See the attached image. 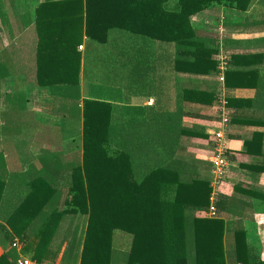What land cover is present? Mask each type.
Returning a JSON list of instances; mask_svg holds the SVG:
<instances>
[{
  "label": "crops",
  "instance_id": "obj_1",
  "mask_svg": "<svg viewBox=\"0 0 264 264\" xmlns=\"http://www.w3.org/2000/svg\"><path fill=\"white\" fill-rule=\"evenodd\" d=\"M86 5V0H0V156L9 180L2 211L9 212L27 192L29 181L40 175L53 178L59 192L68 194L70 167L82 163L85 100L111 104V144L137 153L138 182L156 165L177 159L191 169L196 165L200 177L211 182L210 162L205 159L212 147L208 131L216 125L214 106L225 97L234 101L226 132L229 166L216 202L187 219L219 218L230 231L241 222L248 246L264 261V0H251L242 12L215 4L191 18L196 33L216 43L214 59L218 70L220 62H226L224 76L228 71L257 73L252 86L242 88L234 81L228 88L226 80H219L220 71L213 77L175 71L173 43L120 29L109 30L104 44L88 38L81 24ZM62 51L73 66L79 64L80 99L72 100L68 110L59 102L61 92L55 96L39 85L44 56ZM95 85L107 91L94 90ZM188 89L214 90L217 100L212 106L185 101ZM167 125L173 130L167 131ZM194 127L205 137L180 133ZM163 141L168 142L164 161ZM184 173L183 179L191 178L192 173ZM78 220L82 225L84 219ZM4 227L8 228L1 217L0 256L10 247ZM128 235L123 256L133 242ZM225 239L230 250L232 233ZM59 242L55 239L51 249ZM14 243L19 256L35 261L38 235L24 244L17 238ZM45 262L52 260L37 263Z\"/></svg>",
  "mask_w": 264,
  "mask_h": 264
},
{
  "label": "trees",
  "instance_id": "obj_2",
  "mask_svg": "<svg viewBox=\"0 0 264 264\" xmlns=\"http://www.w3.org/2000/svg\"><path fill=\"white\" fill-rule=\"evenodd\" d=\"M170 1L86 0L82 29L85 26L87 37L101 44L107 42V33L111 29L173 43L175 71L194 76H216L219 70L214 56L218 47L213 40L196 33L191 18L215 4L246 11L251 0H176L172 6ZM44 63V68L39 67V85L49 87L55 96L61 92L64 97L59 102L65 108L74 99L78 102L79 64L73 66L66 51L59 56L47 53ZM253 78L258 79L254 71H228L225 74L228 88L234 86L232 81L240 88L252 86L250 80ZM184 99L212 106L217 94L214 90L188 89L184 91ZM227 104L230 108L234 101L229 100ZM76 106L78 108V103ZM111 117L110 103L83 102L82 163L70 167L71 178L65 196L59 192L53 178L40 175L29 181L25 195L4 213L2 207L9 180L0 156V218H4L8 227L4 230L10 242V247L0 256V264H14L19 258L16 247L12 246L16 238L24 244L37 235L35 262L264 264L248 246L241 222H235L230 231L219 218L194 215L191 222L187 219L188 214L209 209L211 203V182L200 177L196 165L191 169L182 159L172 160L156 165L138 182L134 161L137 153L111 144L114 133ZM166 128L173 130L172 125ZM197 128H183L180 133L205 137ZM167 146L168 142L163 141V161L168 155ZM184 172L192 173L191 178L183 179ZM82 218L81 225L78 219ZM115 230L133 236L127 256L114 255ZM229 232L234 239L231 249L227 250L225 236ZM55 239L60 242L53 250Z\"/></svg>",
  "mask_w": 264,
  "mask_h": 264
},
{
  "label": "built area",
  "instance_id": "obj_3",
  "mask_svg": "<svg viewBox=\"0 0 264 264\" xmlns=\"http://www.w3.org/2000/svg\"><path fill=\"white\" fill-rule=\"evenodd\" d=\"M226 62L222 60L220 62V75L219 80L221 82L225 81L224 72L226 71ZM215 112V123L216 125L208 131V135L211 138V142L213 144L212 155L210 156V162L212 164L211 171V187H212V195L211 202L215 203L218 197V188L222 183L223 178L227 172V168L229 166L226 148V132L231 122V113L227 104V100L225 97H220L218 99L217 104L214 106ZM13 247H17V244L14 243ZM14 264H59L53 262H45V263H37L32 259L19 256V258L15 261Z\"/></svg>",
  "mask_w": 264,
  "mask_h": 264
},
{
  "label": "rangeland",
  "instance_id": "obj_4",
  "mask_svg": "<svg viewBox=\"0 0 264 264\" xmlns=\"http://www.w3.org/2000/svg\"><path fill=\"white\" fill-rule=\"evenodd\" d=\"M176 2V0H172L170 1V6L174 5V3ZM227 69V68H226ZM225 78V76H224ZM221 81V80H220ZM93 89H98V90H103L102 92L104 93L105 91H107V89H105V87L103 86H98V85H95V88L93 87ZM212 147L211 149L209 150V154L207 157H205L206 161L210 162V156L212 155V149H213V144H211ZM227 151H228V147L226 146L225 148ZM207 166V165H206ZM211 167V168H210ZM210 170V174H211V171H212V164L210 162V166H209ZM220 186V185H219ZM219 192V191H218ZM124 236L126 237L127 239H120V237ZM113 249H114V255H121L123 256V254L121 253L122 251L125 252V249L128 248L129 246V242H130V236L128 235V233H125L123 231H120V230H115L113 232ZM121 253V254H120Z\"/></svg>",
  "mask_w": 264,
  "mask_h": 264
}]
</instances>
